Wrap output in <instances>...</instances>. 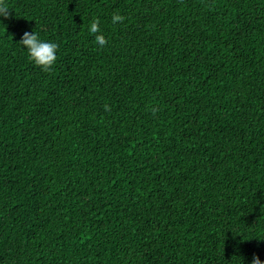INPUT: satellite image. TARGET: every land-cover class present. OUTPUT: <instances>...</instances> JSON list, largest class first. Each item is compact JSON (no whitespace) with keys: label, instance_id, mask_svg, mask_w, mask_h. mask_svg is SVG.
Masks as SVG:
<instances>
[{"label":"trees","instance_id":"trees-1","mask_svg":"<svg viewBox=\"0 0 264 264\" xmlns=\"http://www.w3.org/2000/svg\"><path fill=\"white\" fill-rule=\"evenodd\" d=\"M5 3L0 264L264 261V0Z\"/></svg>","mask_w":264,"mask_h":264},{"label":"clouds","instance_id":"clouds-1","mask_svg":"<svg viewBox=\"0 0 264 264\" xmlns=\"http://www.w3.org/2000/svg\"><path fill=\"white\" fill-rule=\"evenodd\" d=\"M10 15L11 11L5 0H0V17L8 18ZM124 19L125 17L119 13H114L112 16L114 24ZM88 30L90 33L95 34V41L99 46L103 47L107 43L105 36L100 31L99 20L97 18L93 19ZM18 43L27 49L29 59L41 67L43 71L50 72L52 70V66L57 59V43L42 41L34 31H25ZM108 108L109 106L105 105V110H108ZM152 111L155 113L157 109L153 108ZM251 264H264V261L258 255L253 254Z\"/></svg>","mask_w":264,"mask_h":264}]
</instances>
